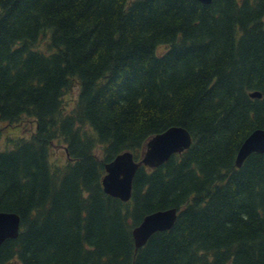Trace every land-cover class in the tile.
<instances>
[{
	"label": "trees",
	"instance_id": "1",
	"mask_svg": "<svg viewBox=\"0 0 264 264\" xmlns=\"http://www.w3.org/2000/svg\"><path fill=\"white\" fill-rule=\"evenodd\" d=\"M23 117L31 135L0 150V211L21 222L0 264H264V153L235 167L264 129V0H0V121ZM174 125L186 151L140 166L127 202L103 191L106 163Z\"/></svg>",
	"mask_w": 264,
	"mask_h": 264
},
{
	"label": "water",
	"instance_id": "2",
	"mask_svg": "<svg viewBox=\"0 0 264 264\" xmlns=\"http://www.w3.org/2000/svg\"><path fill=\"white\" fill-rule=\"evenodd\" d=\"M210 4L212 0H197ZM252 97H261L259 92ZM192 142L190 133L181 126H171L163 132L152 135L146 142L138 159L131 151H123L105 164L102 177L103 191L112 197L127 202L131 197L133 177L140 166L155 168L165 163L173 154L187 150ZM252 153H264V129L253 130L241 143L236 157L235 167ZM177 216V209L167 208L148 213L132 229L135 250L142 247L149 237L158 231L169 230ZM20 217L15 212L0 211V246L7 239L16 238L20 229Z\"/></svg>",
	"mask_w": 264,
	"mask_h": 264
},
{
	"label": "rangeland",
	"instance_id": "3",
	"mask_svg": "<svg viewBox=\"0 0 264 264\" xmlns=\"http://www.w3.org/2000/svg\"><path fill=\"white\" fill-rule=\"evenodd\" d=\"M46 38H43L38 47L45 49ZM166 46H159L158 51L165 50ZM78 94V82L73 80L72 86L64 94V100L67 107L70 108L74 99ZM17 124V125H16ZM34 120L29 117H23L22 120L14 124H6L0 121V150L11 148L14 142L20 137H29L31 131L34 129ZM50 160L55 163L57 167L62 166L66 162L65 146L60 139L54 140L52 143V155Z\"/></svg>",
	"mask_w": 264,
	"mask_h": 264
},
{
	"label": "bare ground",
	"instance_id": "4",
	"mask_svg": "<svg viewBox=\"0 0 264 264\" xmlns=\"http://www.w3.org/2000/svg\"><path fill=\"white\" fill-rule=\"evenodd\" d=\"M244 162V161H243ZM243 164V163H242Z\"/></svg>",
	"mask_w": 264,
	"mask_h": 264
}]
</instances>
